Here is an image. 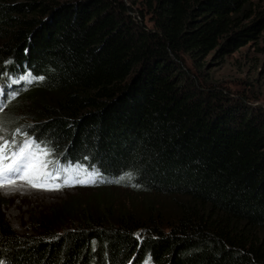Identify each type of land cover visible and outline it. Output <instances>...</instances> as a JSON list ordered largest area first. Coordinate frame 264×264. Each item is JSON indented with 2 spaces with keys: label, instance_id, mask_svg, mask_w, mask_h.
Listing matches in <instances>:
<instances>
[{
  "label": "trees",
  "instance_id": "1",
  "mask_svg": "<svg viewBox=\"0 0 264 264\" xmlns=\"http://www.w3.org/2000/svg\"><path fill=\"white\" fill-rule=\"evenodd\" d=\"M133 2L0 0L3 134L106 180L37 235L0 209V262L264 264V108L200 80L264 31V7Z\"/></svg>",
  "mask_w": 264,
  "mask_h": 264
},
{
  "label": "rangeland",
  "instance_id": "2",
  "mask_svg": "<svg viewBox=\"0 0 264 264\" xmlns=\"http://www.w3.org/2000/svg\"><path fill=\"white\" fill-rule=\"evenodd\" d=\"M124 1L128 4L135 1L143 7L142 0ZM257 2L264 7V0ZM216 55V52L212 53L206 59V66L202 69L203 78L200 80L213 84L217 89H224L230 98H246L248 105L264 108V31L257 35L256 39L226 55L225 58L219 59ZM187 63L192 70H196L197 67L191 59L188 58ZM20 96L19 94L18 97ZM20 137L25 139L24 134ZM55 155L58 156L52 152L48 159H56ZM49 167L51 168V165ZM71 174L73 177L77 176L75 172ZM79 175L82 177L83 172ZM63 179L64 174L61 173L57 179L50 180L49 183L60 184ZM92 181L95 182L75 184L54 191L32 188L25 181H17L15 187L0 189V204L3 203L0 209L20 234L37 235L44 230L42 219L50 218L57 207L94 197L96 194L94 188L99 183L106 184L105 179L101 176L94 177V174ZM114 191L128 193L121 186L114 187Z\"/></svg>",
  "mask_w": 264,
  "mask_h": 264
},
{
  "label": "snow or ice",
  "instance_id": "3",
  "mask_svg": "<svg viewBox=\"0 0 264 264\" xmlns=\"http://www.w3.org/2000/svg\"><path fill=\"white\" fill-rule=\"evenodd\" d=\"M31 79L43 80L44 77ZM5 131V122L0 118V189L15 187L17 181H25L32 188L48 191L72 187L75 184L95 182L92 181L93 173L83 169L82 166H61L58 160L48 159L53 150L48 145H42L34 138L29 137L27 133H24L25 139L18 142L16 135L20 133V129L7 138L3 134ZM73 172L77 173L76 177L71 174ZM81 172H83L82 177L79 175ZM61 173L64 174L62 183H49L50 180L57 179ZM124 179L130 180L131 174L121 177V180ZM136 235L139 239V233Z\"/></svg>",
  "mask_w": 264,
  "mask_h": 264
}]
</instances>
